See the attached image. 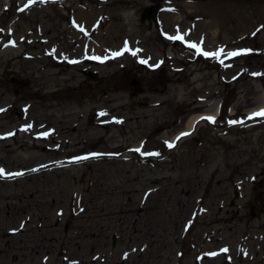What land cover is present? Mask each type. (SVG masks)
Segmentation results:
<instances>
[{"label": "rangeland", "instance_id": "374dc122", "mask_svg": "<svg viewBox=\"0 0 264 264\" xmlns=\"http://www.w3.org/2000/svg\"><path fill=\"white\" fill-rule=\"evenodd\" d=\"M27 3L0 0V169L31 171L0 178V264H264V2Z\"/></svg>", "mask_w": 264, "mask_h": 264}, {"label": "snow or ice", "instance_id": "6c2138e0", "mask_svg": "<svg viewBox=\"0 0 264 264\" xmlns=\"http://www.w3.org/2000/svg\"><path fill=\"white\" fill-rule=\"evenodd\" d=\"M33 3H35V0H28V3L25 4L24 8H28L30 7ZM24 9H21V11H23ZM255 35V33L253 34ZM169 39L172 40H183V36L179 34V32L177 33L176 36H171L169 37ZM187 46L195 49L196 53L198 55H204L206 57H216L219 58L223 52V50H217L214 53H209V52H204L202 51L201 47L196 44V43H187ZM127 50V42H125V51ZM248 51L250 50H241V51H235V52H231L227 54V58H231V57H235V56H239L242 54H246ZM133 55H135V52L132 53ZM115 56L121 55V53H114ZM94 59H99L97 57H93ZM73 63H75V61H72ZM141 63H146V61H141ZM222 63V61H221ZM158 66V65H157ZM252 75H259L258 73H253ZM254 117H264V109L260 110L259 112L253 113L251 117H249V119L254 118ZM204 119H208V120H213V117H205ZM230 123H240V121H230ZM30 127V126H29ZM9 135H11V133H9ZM181 135H188V133H182ZM179 139V137H178ZM171 147V145H169ZM147 155H151L152 153H146ZM86 158V157H85ZM83 159V158H82ZM4 175V170L0 169V177H2ZM16 175H20V173H17ZM223 251H227V249H224ZM214 255V254H213Z\"/></svg>", "mask_w": 264, "mask_h": 264}, {"label": "bare ground", "instance_id": "6f19581e", "mask_svg": "<svg viewBox=\"0 0 264 264\" xmlns=\"http://www.w3.org/2000/svg\"><path fill=\"white\" fill-rule=\"evenodd\" d=\"M83 14H81L80 15V13L79 14H77V18H79V21H81L82 19H84L83 17ZM113 28V27H112ZM112 28L110 29V32L112 33ZM114 33H115V31H114ZM214 113H216V111L214 112ZM252 115H250V117H251ZM205 117H213V114H210V113H203V114H195V115H192V117H190L188 120V123L186 124V126H185V129H184V131L182 132V133H187V132H190L191 131V129L194 127V125H196V126H198L199 124H197L198 122H201V120H203V118H205ZM181 133V134H182ZM177 135H179V134H177ZM177 135L176 136H173V138H172V141L177 137Z\"/></svg>", "mask_w": 264, "mask_h": 264}, {"label": "water", "instance_id": "95a60500", "mask_svg": "<svg viewBox=\"0 0 264 264\" xmlns=\"http://www.w3.org/2000/svg\"><path fill=\"white\" fill-rule=\"evenodd\" d=\"M234 1H237V2L241 1V2H245V3H251V2H261L262 3V2H264V0H234ZM145 10H146L145 14H143L142 17H141L142 20H143L144 17H146L148 20L154 19L156 17V14L154 13V11L152 9V5H148ZM156 35L161 36V33H160L159 29H157ZM133 84L135 86H137L136 82H134ZM182 136H184V135H182ZM182 136H180L179 139H181ZM179 139H177L175 141V143L172 145L170 150H172V148H174L177 145V142H178ZM164 155L165 154H162V155H159V156H156V157L157 158H162Z\"/></svg>", "mask_w": 264, "mask_h": 264}]
</instances>
